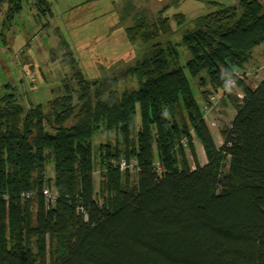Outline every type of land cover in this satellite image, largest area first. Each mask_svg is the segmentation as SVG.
<instances>
[{
  "label": "trees",
  "instance_id": "1",
  "mask_svg": "<svg viewBox=\"0 0 264 264\" xmlns=\"http://www.w3.org/2000/svg\"><path fill=\"white\" fill-rule=\"evenodd\" d=\"M7 2L10 20L22 0ZM43 2L32 6L37 18ZM212 4L177 44L171 21L183 19L136 11L124 32L143 47L126 56L135 64L86 79L66 55L76 71L44 105L0 88V264H264V76L254 90L239 83L241 101L228 96L235 115L220 147L190 85L218 93L249 64L264 42V0ZM126 78L135 86L118 92ZM98 133L121 143L94 151ZM194 141L205 163L191 170ZM121 158L138 172L114 167ZM45 187L57 193L49 209Z\"/></svg>",
  "mask_w": 264,
  "mask_h": 264
},
{
  "label": "rangeland",
  "instance_id": "2",
  "mask_svg": "<svg viewBox=\"0 0 264 264\" xmlns=\"http://www.w3.org/2000/svg\"><path fill=\"white\" fill-rule=\"evenodd\" d=\"M38 1V0H37ZM41 8L49 11L38 13L36 17V0H22L21 9L8 17V2L0 0V88L8 85L10 92L24 103L36 104L56 95L61 88V82H66L72 75L70 64H66V55L76 62L75 65L86 79L97 73L107 74L113 67L121 65L122 60H128L130 53L141 52L143 47L138 43L130 44L125 35L133 15L141 13L148 18L160 16L181 20L176 26L171 21L174 33L169 37L173 44L180 42L182 35L193 30L199 16L214 11V4H234L236 0H43ZM45 3V4H44ZM33 6V7H32ZM10 7V6H9ZM51 12V14H49ZM137 16V15H136ZM137 51V52H136ZM179 61L184 65L190 58L188 51L178 47ZM138 54L136 55V57ZM135 57L128 60L129 66L135 64ZM70 61V60H69ZM264 63V42L252 52V59L246 68H253ZM113 64V65H112ZM112 65V66H111ZM128 65V64H127ZM73 67V64H72ZM76 71V70H74ZM100 73V74H101ZM264 73H260L256 82ZM67 79V80H66ZM70 80V85H73ZM197 80H190L192 92L197 100L204 122L217 147L222 145L220 130L228 127L234 118L235 111L228 99L230 94L221 91L213 93L208 85L198 88ZM135 86L131 78L122 80L118 92ZM202 90H208V102L216 105L207 111L208 102L200 95ZM1 92V91H0ZM54 92V93H53ZM137 121L135 122V125ZM120 139L114 134L98 133L93 139V150L100 144H112ZM193 152L188 153L191 170L195 164L203 165L205 157L200 144L193 142ZM99 170L93 175L94 192L98 190ZM49 178L52 170L48 169ZM53 207V206H52ZM48 207L46 209H49Z\"/></svg>",
  "mask_w": 264,
  "mask_h": 264
},
{
  "label": "built area",
  "instance_id": "3",
  "mask_svg": "<svg viewBox=\"0 0 264 264\" xmlns=\"http://www.w3.org/2000/svg\"><path fill=\"white\" fill-rule=\"evenodd\" d=\"M264 73V63L260 66L253 67L251 69L249 68H242V69H235L231 75L227 79L226 87L221 91L222 94H230L236 97L239 101H241L244 98V94L240 91L238 85L239 83L245 84L249 89L254 90L257 86V76L260 73ZM215 102H211L210 105H208L209 108H206L207 111H210L213 106H215ZM197 142V141H196ZM183 146L185 144L181 142ZM114 167H117L120 171H128L130 173H136L138 172V166L135 160L127 161L124 158L119 159L116 162L112 163ZM154 172L157 176L161 175V169L160 165L157 162H154L153 164ZM30 195L25 196L26 198H29ZM41 197L43 201L44 208L52 207L57 203V193L55 190L51 188H43L41 190ZM7 203V202H6ZM78 212H83L82 209H78Z\"/></svg>",
  "mask_w": 264,
  "mask_h": 264
},
{
  "label": "crops",
  "instance_id": "4",
  "mask_svg": "<svg viewBox=\"0 0 264 264\" xmlns=\"http://www.w3.org/2000/svg\"><path fill=\"white\" fill-rule=\"evenodd\" d=\"M264 76V75H263ZM229 99V98H228Z\"/></svg>",
  "mask_w": 264,
  "mask_h": 264
}]
</instances>
